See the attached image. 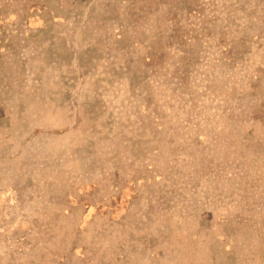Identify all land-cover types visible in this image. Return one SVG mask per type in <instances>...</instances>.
<instances>
[{"label": "rangeland", "instance_id": "374dc122", "mask_svg": "<svg viewBox=\"0 0 264 264\" xmlns=\"http://www.w3.org/2000/svg\"><path fill=\"white\" fill-rule=\"evenodd\" d=\"M0 264H264V0H0Z\"/></svg>", "mask_w": 264, "mask_h": 264}]
</instances>
